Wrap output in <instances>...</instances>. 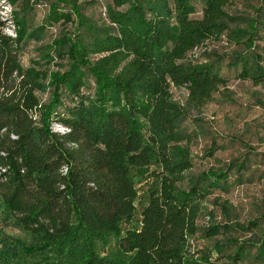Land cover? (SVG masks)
Wrapping results in <instances>:
<instances>
[{"label": "trees", "instance_id": "16d2710c", "mask_svg": "<svg viewBox=\"0 0 264 264\" xmlns=\"http://www.w3.org/2000/svg\"><path fill=\"white\" fill-rule=\"evenodd\" d=\"M39 1L0 0L14 31L2 32L0 15V264H264L257 219L208 212L198 224L202 201L242 183L264 150L186 175L194 130L184 123L230 78L264 83V0L250 14L230 12L231 0H46L32 26ZM53 26L23 67L24 43ZM221 38L229 53L192 54ZM171 87L186 90L183 105ZM132 169L145 178L134 226ZM196 236L211 243L191 246Z\"/></svg>", "mask_w": 264, "mask_h": 264}, {"label": "rangeland", "instance_id": "374dc122", "mask_svg": "<svg viewBox=\"0 0 264 264\" xmlns=\"http://www.w3.org/2000/svg\"><path fill=\"white\" fill-rule=\"evenodd\" d=\"M45 3L46 0H40L34 5L30 21L32 26L37 25L45 14ZM257 3L256 0H231L227 9L233 13L250 14L251 6H256ZM0 8V15L4 21L2 32L13 36V26L7 17L9 7L2 5ZM99 9L100 6L96 5L94 15ZM90 10L88 8L87 12L89 13ZM262 27L258 26L257 28V36L261 38L260 44L264 43V25ZM57 30L56 26L48 27L41 40H28L24 43L19 56L23 67L29 64L31 58H36L37 46L49 42L56 35ZM205 49L229 53L232 45L227 44L223 38L206 40L193 49L192 54L200 53ZM170 92L174 100L184 104L186 97L184 88L171 87ZM39 97L41 100H45L47 93H40ZM184 123L187 125V130H194L189 144L193 155V166L185 173L186 175L210 167L223 166L229 158L234 156L240 158L247 146L254 148L258 153L264 150V83L252 84L247 80L230 78L224 87H219V91L214 93L212 100L199 109H187ZM51 129L61 130L62 127L57 123H52ZM209 149H212L210 156L206 154ZM131 174L137 190L134 201L135 210L130 222L134 226L139 210L144 204L145 178L135 173L133 169ZM213 200L216 202L213 203ZM220 204L226 205L229 214L223 213ZM202 206L203 212L198 218L199 225H205L208 222V212H210L215 220H227L233 223H245L247 220L257 219L259 228H264V158L259 155L251 156L250 168L245 172L243 182L231 186L227 192H214L208 195L202 201ZM1 229L5 235L10 237L23 235L18 229L8 225ZM258 229L253 230L252 233L258 234ZM227 235L241 239L247 237L248 233L231 230ZM190 242L191 246L211 243L210 240H203L197 236ZM220 263L227 264L222 261ZM238 264H250V262L246 260Z\"/></svg>", "mask_w": 264, "mask_h": 264}, {"label": "built area", "instance_id": "2783aa9c", "mask_svg": "<svg viewBox=\"0 0 264 264\" xmlns=\"http://www.w3.org/2000/svg\"><path fill=\"white\" fill-rule=\"evenodd\" d=\"M1 1H2V0H1ZM2 4L5 5V3H2ZM62 129H63V127H62ZM62 129H61V130H62Z\"/></svg>", "mask_w": 264, "mask_h": 264}]
</instances>
